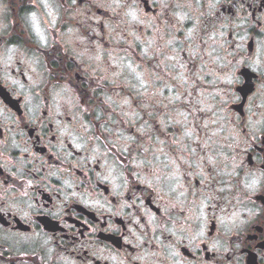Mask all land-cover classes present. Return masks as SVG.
Segmentation results:
<instances>
[{"label": "flooded vegetation", "instance_id": "1", "mask_svg": "<svg viewBox=\"0 0 264 264\" xmlns=\"http://www.w3.org/2000/svg\"><path fill=\"white\" fill-rule=\"evenodd\" d=\"M0 264H264V0H0Z\"/></svg>", "mask_w": 264, "mask_h": 264}]
</instances>
